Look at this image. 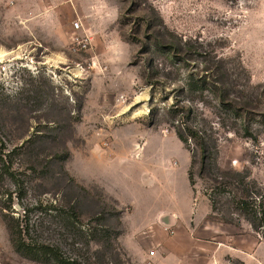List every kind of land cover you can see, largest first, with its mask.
I'll use <instances>...</instances> for the list:
<instances>
[{
    "label": "rangeland",
    "instance_id": "obj_1",
    "mask_svg": "<svg viewBox=\"0 0 264 264\" xmlns=\"http://www.w3.org/2000/svg\"><path fill=\"white\" fill-rule=\"evenodd\" d=\"M187 128L210 146L202 178ZM142 151L167 154L156 189L171 210L192 162L193 202L182 223L129 234V208L105 189L151 204L132 182L144 167L101 161ZM236 173L264 199V0H0V264H40L12 249L10 217L83 264H264V239L230 201ZM72 207L78 221L53 211ZM138 245L143 259L126 249Z\"/></svg>",
    "mask_w": 264,
    "mask_h": 264
},
{
    "label": "trees",
    "instance_id": "obj_2",
    "mask_svg": "<svg viewBox=\"0 0 264 264\" xmlns=\"http://www.w3.org/2000/svg\"><path fill=\"white\" fill-rule=\"evenodd\" d=\"M186 130L189 133L188 137L194 141L195 146L199 150L201 161L198 174L199 176L201 175L200 178H202V175L204 172H206V168L210 162V146L206 139L199 134V132H195L191 128H187ZM183 131L176 132V136L178 140L185 146L187 140ZM235 176L237 177L236 184L229 183V185L232 186V192H229L231 195L230 201L232 207L239 216L243 217V219L249 223L254 231L260 232L262 238L264 239V199L257 193H254L252 197L249 196L246 183L248 179L247 176L243 178L238 173H236ZM187 177L192 188V162L190 163ZM220 185L221 183L215 182V186L211 191H215L216 193L213 194V196H207L213 209L218 202L216 195L221 194L220 191L216 190ZM258 197L260 198L258 199ZM53 211H56L57 215L61 218H64L65 215L69 214L68 216H71L74 221H78V215L73 207L70 208L69 212H64L63 210ZM25 219L26 217L20 221L10 217L7 221H5V226L9 235V242L17 255L40 264H83L76 259L66 256L58 246L32 240L29 237V224ZM116 238L117 235L115 236V239Z\"/></svg>",
    "mask_w": 264,
    "mask_h": 264
},
{
    "label": "crops",
    "instance_id": "obj_3",
    "mask_svg": "<svg viewBox=\"0 0 264 264\" xmlns=\"http://www.w3.org/2000/svg\"><path fill=\"white\" fill-rule=\"evenodd\" d=\"M166 157H167L166 153L159 154L158 158L154 157L153 155L147 157L145 155V152L142 151L141 153L140 152L131 153L129 156H126V157H123V156L112 157L108 159V161H103V160L101 161L103 167L107 166L109 168L115 167V165H120L126 160H127L126 163H128L130 166H133L136 168H140L139 166L144 167L136 171L134 176H132V182L136 184L138 188L141 186L145 191L149 193V195L152 196L153 202L151 204H148V205L144 204V206H141V207L139 206L137 207L136 204H128L127 202L123 200L122 197L116 196L104 188L105 192L109 196L114 198L119 203V205H121L122 207L129 208L130 211H128L124 215V221L127 223V232L129 234L130 233L134 234L135 231L143 233L144 229L146 231V229H148L149 226L157 224V223H161V222L182 223L184 221V218H183L184 210L182 206H184V204L187 205L190 202L188 209L189 207H191V204L193 202V199H192L193 191L188 181L187 172H186V179L188 183V188H187L186 196H185L186 201L182 202L181 205L178 202H174V210L168 209L169 207L165 205V203L163 202L164 194H162L160 190L156 189V186H157L156 183L165 182L166 181L165 175L169 176V171H168L169 169L167 168V165H166ZM157 159L159 161L160 167L159 166H158L159 168L151 167L150 165L154 164V161ZM171 198L174 201V195H172ZM135 215H139L137 217L139 218L138 221L144 224L138 230L137 228L135 229L133 226H131V223H130L132 219H134L133 216ZM126 249L130 252V254L133 257L137 258L136 255H138L140 257L139 259L141 258L143 259L146 256L144 255L145 249H143L141 245H138L136 247V250L134 249L135 251L134 250L131 251L128 248Z\"/></svg>",
    "mask_w": 264,
    "mask_h": 264
},
{
    "label": "clouds",
    "instance_id": "obj_4",
    "mask_svg": "<svg viewBox=\"0 0 264 264\" xmlns=\"http://www.w3.org/2000/svg\"><path fill=\"white\" fill-rule=\"evenodd\" d=\"M108 8L106 4H100L96 11L97 13L104 12ZM117 13V9L112 7L109 9V14L114 16ZM107 52L110 53V59L120 60L128 55V48L122 41L119 39L114 40L108 47Z\"/></svg>",
    "mask_w": 264,
    "mask_h": 264
},
{
    "label": "built area",
    "instance_id": "obj_5",
    "mask_svg": "<svg viewBox=\"0 0 264 264\" xmlns=\"http://www.w3.org/2000/svg\"><path fill=\"white\" fill-rule=\"evenodd\" d=\"M75 27L78 26L77 24H74ZM78 45L80 46V50L83 52H86L88 50V45L84 42H79Z\"/></svg>",
    "mask_w": 264,
    "mask_h": 264
}]
</instances>
